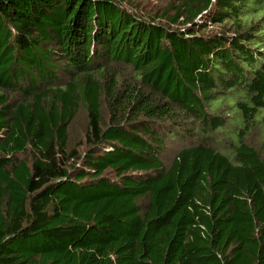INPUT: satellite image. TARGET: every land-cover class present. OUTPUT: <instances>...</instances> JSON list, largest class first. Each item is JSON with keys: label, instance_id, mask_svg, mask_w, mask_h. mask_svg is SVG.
<instances>
[{"label": "trees", "instance_id": "1", "mask_svg": "<svg viewBox=\"0 0 264 264\" xmlns=\"http://www.w3.org/2000/svg\"><path fill=\"white\" fill-rule=\"evenodd\" d=\"M262 108L264 0H0V264H264Z\"/></svg>", "mask_w": 264, "mask_h": 264}, {"label": "rangeland", "instance_id": "2", "mask_svg": "<svg viewBox=\"0 0 264 264\" xmlns=\"http://www.w3.org/2000/svg\"><path fill=\"white\" fill-rule=\"evenodd\" d=\"M150 4H156L155 2H151ZM80 116V114H79ZM81 116L80 118L74 122L70 130V145L73 147L77 142H79L81 133ZM255 122L257 129L261 132L262 136L264 137V108L260 109L255 116ZM175 151L173 146L168 147V151H166V157H170L172 153Z\"/></svg>", "mask_w": 264, "mask_h": 264}]
</instances>
